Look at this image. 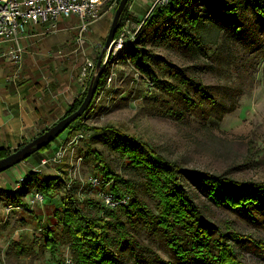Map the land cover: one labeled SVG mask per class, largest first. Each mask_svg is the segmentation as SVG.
<instances>
[{"label": "rangeland", "instance_id": "1", "mask_svg": "<svg viewBox=\"0 0 264 264\" xmlns=\"http://www.w3.org/2000/svg\"><path fill=\"white\" fill-rule=\"evenodd\" d=\"M157 1L154 0V3ZM226 3L238 7L236 16H226L224 10L227 6L214 0H206L195 6L191 4L187 8L200 19L202 25L198 35L202 34L211 48V51L206 52L199 50L195 43L185 45L174 38L168 41L162 34L161 24L141 31L137 23L128 22L118 38L123 36L122 40L128 46L140 40V45L156 57L151 67L159 82L151 83L138 74L122 54V44L121 50L116 55L114 52L111 57L104 89L97 95L92 108L84 114L81 123L94 128L113 127L175 162L184 172L181 176L186 191L206 221L222 232L234 231L250 236L249 241H261L264 244V220L250 219L215 206L186 178L190 172H204L237 181H264V24L247 0H227ZM153 4L138 17H135L134 8L130 9L131 5L129 12L141 22ZM115 6L108 13L109 21L99 40L101 46H98V53L93 52L89 57L95 64V70L90 76L82 78L80 73L83 64L78 67L79 76L75 81L79 80L77 83L81 92L96 75V62L101 55L102 63L105 61L107 52L103 51V46ZM231 22L238 25V32L233 28H225ZM210 23L216 25L215 28ZM138 35L142 37L137 38ZM176 70L203 85L216 100L217 107L211 113V118H201L200 114L189 111L184 103L162 91L163 82L174 83L172 75ZM20 72L21 69L14 79L20 76ZM192 96L197 99L195 94ZM67 101L65 106L69 107L73 100ZM171 106L181 113L178 117L182 119L166 113ZM56 113L49 116L53 118L46 121L41 132L29 141L60 120L54 118L61 117L60 112ZM88 135L93 137L88 138ZM115 143L119 141L112 136L71 128L54 140L47 150L46 158H50L61 149L64 154L62 162L47 167L69 184L74 182L77 187L80 185L76 195L79 208L91 216H97L96 208L88 205L87 201L102 206L99 194L111 193L109 187L113 184L96 167L93 152L100 153L109 168L133 186V194L123 189L116 196H128V204L135 198L156 214L155 201L147 190L142 174L130 168L129 162L115 150ZM40 169L36 167L34 170ZM91 178L103 179L102 185L92 188L89 184ZM88 187L89 190L91 187L90 191ZM61 198V193H57L54 203L44 202L32 206L28 211L16 209L9 213L4 209L8 202L0 198V259L3 264H55L61 262L67 251L70 254L63 227L54 216L56 209H62ZM122 207H107V210L116 212L131 235L151 249L156 257L171 261L172 252L166 248L161 236L152 235L140 224L130 228L127 215L118 210ZM41 228L54 232L57 250L55 259L44 249ZM13 242L28 247L29 254H17ZM229 243L241 255L242 264H264V246L259 248L256 244L237 243L230 239ZM119 259L123 264H134L127 252L119 253Z\"/></svg>", "mask_w": 264, "mask_h": 264}, {"label": "trees", "instance_id": "2", "mask_svg": "<svg viewBox=\"0 0 264 264\" xmlns=\"http://www.w3.org/2000/svg\"><path fill=\"white\" fill-rule=\"evenodd\" d=\"M119 1L116 0V6ZM133 1L128 0L121 13L115 39L119 37L128 22L137 23L141 31L161 24L163 26L162 34L168 38V41L174 38L185 45L195 43L199 50L204 52L211 51L202 34L198 35L202 25L200 19L190 9H187L191 4L195 6L202 2L205 3L206 0H167L164 5H156L144 22V19L139 22L130 14L129 7ZM214 1L227 4V0ZM247 3L264 24V0H247ZM228 5L224 10L226 16H236L238 7ZM209 25L213 28L216 26L212 23ZM216 28L221 32L218 27ZM225 28L236 29V32L240 30L238 25L233 22L230 23V26L226 25ZM196 35L198 36L195 37ZM141 37L142 35H138L137 38ZM122 50H124L122 54L126 60L131 63L139 75L151 83L159 82L151 67L152 63L156 61V57L140 45V40L134 41L129 46L126 43ZM118 52H115V55ZM111 60L112 58L106 63L95 96L84 114L92 108L97 95L104 89L108 78V65ZM172 76L174 83L163 82L161 84L162 91L184 103L189 111L200 114L201 118L205 120L211 118V113L217 107V102L208 94L206 88L200 83L186 78L180 70H176ZM90 82L91 80L87 82L83 92L72 101L64 116L78 109ZM191 93L195 94L197 99ZM166 113L182 119V117H178L181 116V113L172 106L167 108ZM82 117L76 119L67 130L75 128L80 132L93 131L96 135L114 137L119 141L114 144L118 154L129 162L130 168L142 174L147 190L155 201L156 214L135 198H132L126 207L118 210L124 211L127 215L130 228L140 224L152 235L161 236L166 248L172 252V260L164 261L156 257L151 249L131 235L128 227L117 217L116 212L97 206L89 200L87 204L96 208L97 216L83 212L76 199L77 188L80 185L77 187L74 182L69 184L60 176L55 175L53 178L41 179L39 176H42V173L31 171L22 177L20 182H16L17 191L2 192L0 190V198L8 202L6 206L22 207L25 210L29 209L25 198L35 192L43 195L46 202L49 203H54L55 195L61 193L60 205L62 209H56L54 216L63 227L73 264H123L119 259V253L124 252L129 254L134 264H242L241 255L236 253L234 247L229 243V239L237 243L256 244L259 248H263L264 244L261 241H249L250 236L240 235L234 231L222 232L206 221L186 191L183 184L184 179L181 176L184 172L175 162L165 159L159 153L136 142L113 127H88L81 123ZM92 137L89 135L88 138ZM50 146L51 144L42 148L39 153L47 151ZM17 149L13 151L0 149V159ZM93 156L96 167L102 172V176L113 181L109 187L111 193L117 195L125 189L128 194H133L132 184L115 174L105 163L100 153L94 151ZM186 178L215 206L229 209L250 219L264 220V181H237L223 175L204 172H190ZM41 236L44 249L49 252L52 259H55L57 250L54 232L47 228H41ZM12 246L19 255L29 254L30 249L21 243L13 242ZM0 264H3L1 259Z\"/></svg>", "mask_w": 264, "mask_h": 264}, {"label": "crops", "instance_id": "3", "mask_svg": "<svg viewBox=\"0 0 264 264\" xmlns=\"http://www.w3.org/2000/svg\"><path fill=\"white\" fill-rule=\"evenodd\" d=\"M135 1L130 7L134 8L135 17L154 3V0ZM111 8L91 24L81 43L76 41L80 24L76 16L59 18L52 31H47L46 25L28 28L20 39V45L24 48L22 76L19 73L17 79H11L14 69L7 63L0 64V149L13 151L28 142L41 132L46 121L53 118L50 115L60 112L61 117L54 118L64 117L69 108L65 106L69 102L67 100H74L83 92L77 83L79 80L75 81L79 76L78 67L85 59H90L93 52L98 53V46H101L99 40L107 28ZM58 50L65 56L57 57ZM46 156L47 151L35 153L33 157L1 173L0 190L17 191L16 182L36 167L39 168L40 161ZM54 176L53 169L44 167L39 178Z\"/></svg>", "mask_w": 264, "mask_h": 264}, {"label": "built area", "instance_id": "4", "mask_svg": "<svg viewBox=\"0 0 264 264\" xmlns=\"http://www.w3.org/2000/svg\"><path fill=\"white\" fill-rule=\"evenodd\" d=\"M115 2L116 0H0V64L7 63L8 66L15 69L13 77H10L14 79L23 64L24 48L20 45L22 36L26 34L30 26L46 25L47 31H52L55 29L59 18L68 19L71 16H76L79 19L80 24L77 29L76 41L81 43L91 24L98 21L105 14L106 5L110 4L109 7H113ZM166 2L167 0H158L157 5H164ZM122 37L117 38V41L121 45H125L126 43L122 40ZM56 56L63 57L65 55L61 50H58ZM93 70H95L93 61L85 59L80 73L81 77L90 76ZM63 158V151L58 149L52 157H45L40 161V168L59 164ZM41 169L33 171L42 173ZM21 180L19 179L17 182ZM89 181L92 188L103 183L102 179L97 178H91ZM99 196L103 201L102 207L105 209L122 207L129 202V197L126 195L116 196L108 192L100 193ZM44 202L46 200L43 195L35 192L30 195L26 204L31 208L34 205H42ZM4 209L6 213L16 209L23 210L22 207L11 205L5 206ZM55 264H73V260L67 251L61 262Z\"/></svg>", "mask_w": 264, "mask_h": 264}, {"label": "water", "instance_id": "5", "mask_svg": "<svg viewBox=\"0 0 264 264\" xmlns=\"http://www.w3.org/2000/svg\"><path fill=\"white\" fill-rule=\"evenodd\" d=\"M128 0H120L115 11L113 14V18L108 30V34L104 41L103 51H106L105 61L102 63V55L96 62V67L98 69L96 75L91 80L90 84L88 85L85 93V97L78 107L76 111L73 113L62 117L57 123L53 126L48 128L47 130L43 131L39 136L28 141L25 145L18 148L16 151L12 152L5 158L0 159V174L15 167L16 165L24 162L33 154L39 152L42 148L46 147L47 145L51 144L54 140H56L60 135H62L67 128L76 121V119L82 117L86 110L88 109L89 105L91 104L97 87L100 76L105 69L107 61L111 58V56L115 52V48L120 44L117 39H115V34L117 32L119 19L121 13L126 6ZM157 5V2L153 4L151 7L147 17L151 14L154 7ZM146 17V18H147ZM145 18V19H146ZM143 20V22L145 21Z\"/></svg>", "mask_w": 264, "mask_h": 264}, {"label": "bare ground", "instance_id": "6", "mask_svg": "<svg viewBox=\"0 0 264 264\" xmlns=\"http://www.w3.org/2000/svg\"><path fill=\"white\" fill-rule=\"evenodd\" d=\"M121 48H122V46H121V44H119V45L115 48V52H118Z\"/></svg>", "mask_w": 264, "mask_h": 264}]
</instances>
